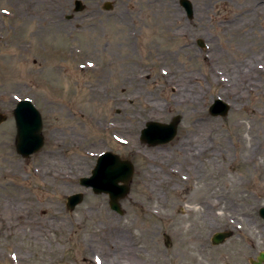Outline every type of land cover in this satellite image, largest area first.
I'll list each match as a JSON object with an SVG mask.
<instances>
[{
    "label": "rangeland",
    "instance_id": "1",
    "mask_svg": "<svg viewBox=\"0 0 264 264\" xmlns=\"http://www.w3.org/2000/svg\"><path fill=\"white\" fill-rule=\"evenodd\" d=\"M75 1L81 11L73 10ZM188 1L187 18L179 0H0L5 104L33 98L41 107L54 101L58 114L68 105L85 115L72 110L64 144L47 143L27 159L17 158L13 145H0V264H251L264 253L258 208L224 204L238 189L234 175L221 173L233 130L206 118L221 86L208 78L204 53L194 46V34L204 33L225 5L235 20L228 44L245 41L247 49L233 58L264 63V0H217L212 11L209 0H200L195 19L194 0ZM253 79L246 89L255 104L264 74ZM176 116L170 143L140 142L146 122ZM1 128L9 141L11 125ZM106 151L134 165L122 215L109 209L107 196L78 184ZM262 168L259 207L264 158ZM76 193L82 202L68 210L66 197ZM217 232L232 236L212 245Z\"/></svg>",
    "mask_w": 264,
    "mask_h": 264
},
{
    "label": "flooded vegetation",
    "instance_id": "2",
    "mask_svg": "<svg viewBox=\"0 0 264 264\" xmlns=\"http://www.w3.org/2000/svg\"><path fill=\"white\" fill-rule=\"evenodd\" d=\"M216 1L217 0H209L206 10H214V6L211 5ZM199 2L200 0H194L193 3L194 19L197 18L199 12ZM183 11L185 13L184 15L188 18L186 11L184 9ZM225 12L226 8L225 5H223L221 10L219 8L218 13H216L218 18L215 20L209 18L206 21L209 23L206 26L208 29L204 33L197 31L196 34H194V46L198 52L204 53V55H202L204 56L202 60L206 62L205 66L208 68V78L212 80L214 85L221 86L217 95L211 97L206 107L208 116L206 118H208L211 124H218L225 128V130H233L234 140L228 138L229 143L227 145L231 147L232 150H225L229 151L230 154L226 157V161L224 160L225 166L221 173H225L229 179L231 175H234L232 181L238 189L233 197L222 198H226L224 204L228 207H239L241 204L253 208L256 207L258 208V216L262 220L260 208L264 207H259V205H261L262 195L258 188H261V173H263L262 159L264 158L262 157L264 151V93L260 94L254 104L250 101V96L248 95L252 92V88L246 89V87L252 86L250 84L255 81V79H253L254 75L264 74V63L250 58H233V55L236 53L240 54L246 52V43L245 41L237 43V45L234 43V46L228 44V35L231 33L229 24H232L235 20H229L227 17L229 15ZM195 29H198V27L195 26ZM242 38L241 36L240 39ZM109 65H113V63L109 62ZM131 77L132 76L126 75L124 79H126V82H129L132 79ZM236 82H241V85L243 84L242 88L244 89L240 91L232 90L230 87ZM1 86L3 85H0V88ZM51 89V92H54V88ZM96 90L97 92H100V90L103 91L100 86H98ZM6 94V90H0V118L3 119L0 122V129L5 125H11L13 134L9 141L0 137V145H13L14 154L17 158L22 159V155L17 153L15 148V137H17L18 129L16 127L14 111L18 100L15 101V104L7 106L2 97ZM22 99H28L39 114V127L36 126L39 130H37L36 133L32 132V135L42 138L43 146L47 143L57 147L60 144H64L66 138V131L64 128L70 124L69 117H74L70 114L72 110L74 114L77 113L78 118L83 120L85 118V115L82 114L83 112L80 110L78 112L74 111V107L70 108L68 105H63L65 110L61 108L58 114L54 111V107L52 106L54 101H49L46 106L43 105V107H41L35 104L36 102L33 98L22 97L19 100ZM260 100L263 107L259 105ZM49 103L50 105H48ZM247 114H249L248 117L246 116ZM243 115H245L246 118H243ZM19 119L29 120L31 118L27 116L20 117ZM249 135L251 136L249 137ZM118 156L124 161L132 162L129 157ZM4 173H12V171H4ZM14 173L19 172L16 171ZM226 182L230 183L231 180H225V184ZM218 199H220V197H218ZM245 199H251L254 203L252 201L248 203Z\"/></svg>",
    "mask_w": 264,
    "mask_h": 264
},
{
    "label": "water",
    "instance_id": "3",
    "mask_svg": "<svg viewBox=\"0 0 264 264\" xmlns=\"http://www.w3.org/2000/svg\"><path fill=\"white\" fill-rule=\"evenodd\" d=\"M181 7L186 11L188 17L192 16V6L188 0H180ZM75 12L81 11L84 6L80 1L74 2ZM109 4H105V9H110ZM28 100H22L17 103L14 115L16 117V127L18 129L15 148L17 153L27 157L38 152L43 146L42 138L35 137L32 132L39 125V114ZM222 110V108H221ZM29 116V120H20V117ZM3 119L0 118V122ZM180 117L172 118L170 123L164 124L149 121L140 131V142L148 146L165 145L171 142L177 135V128ZM39 127V126H38ZM95 167L90 176L80 178L81 187L91 189L95 195L104 194L108 197L109 208L119 215L123 214L120 202L130 193V183L132 181L134 166L130 161L121 160V158L111 152L101 153L96 160ZM81 194H73L67 197L66 207L72 210L73 207L82 202ZM260 216L264 220V208H260ZM232 236V232H217L211 236L212 245L223 244ZM170 244L168 235L165 236V245ZM251 264H264V253H259L256 260H251Z\"/></svg>",
    "mask_w": 264,
    "mask_h": 264
},
{
    "label": "bare ground",
    "instance_id": "4",
    "mask_svg": "<svg viewBox=\"0 0 264 264\" xmlns=\"http://www.w3.org/2000/svg\"><path fill=\"white\" fill-rule=\"evenodd\" d=\"M129 264H133V262L130 261Z\"/></svg>",
    "mask_w": 264,
    "mask_h": 264
}]
</instances>
